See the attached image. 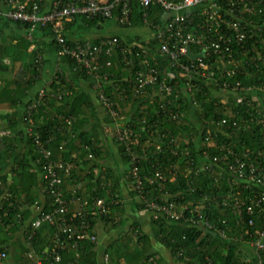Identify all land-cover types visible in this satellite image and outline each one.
Returning <instances> with one entry per match:
<instances>
[{"label": "trees", "instance_id": "1", "mask_svg": "<svg viewBox=\"0 0 264 264\" xmlns=\"http://www.w3.org/2000/svg\"><path fill=\"white\" fill-rule=\"evenodd\" d=\"M151 8L148 23L160 21L163 11L158 7ZM141 14V9L134 10L132 26L122 28L133 30L146 27L139 17ZM6 22L17 26L16 30L22 35L15 36L6 46L0 47V112L6 99L14 108L23 104V97L18 92L27 93V102L18 120L13 113L0 124L5 131L17 126L20 129V140L12 133H0V253L7 255L3 264H36L37 261L41 264H99L97 222L104 221L106 227L113 229L123 226L120 212L95 216V212H100L97 208L91 212V206L85 207L87 223L80 230L97 236L96 241H69L66 248L60 250L61 261L54 262L47 251L57 232L56 227L49 222L32 227V221L39 219L42 213L49 214L54 210V197L48 191L46 179L50 161L71 163L75 167L70 176H62L63 198L69 202L75 190L74 184L81 180L82 187H78L76 195L89 199V203L92 198H102L108 203L121 200L125 189L136 212L151 213L147 208L151 203L167 201L173 202L176 210L188 207L184 208L185 216L180 221L152 218L155 226L152 237L145 234L139 224H132L128 234L107 246L105 264H151L150 258L161 264L160 257L152 250V238L182 264L186 261L180 256L181 251L187 257L186 264H210V261L215 264H264V251H257L253 245L256 232L264 229V222L255 217V223L249 225L248 219L240 221L224 205L231 177L225 172L221 177L218 175L219 170L216 169L222 166L216 164L213 174L202 172L198 176L194 173L186 176L185 173L188 164L197 168L212 166L213 157L224 144L233 147L240 156L248 150L264 152V121L242 122L248 119L246 115L249 112L260 117L255 109L264 110V93L258 94L261 98L255 100L254 97L239 94L241 100L237 102L230 92L237 87V82L240 84L238 87L264 89V62L253 63L249 75L238 71L217 81L203 80L194 73L182 77L176 70V77L171 83L173 91L163 94L157 91L155 99L150 100L135 96L131 83L124 79H132L139 58H149L152 64L156 62L162 67L169 64L168 59L159 53L160 42L151 39L144 54L140 46L149 34L116 35L125 44L137 45L129 52L130 56H134L132 65H127L118 52L108 59L111 67L106 70L110 76L104 88L106 95L118 104L113 108L118 111V116L114 117L99 104L95 79L82 69H75L76 64L69 58H59L62 71L55 73L52 82L42 81L45 51L52 48L58 56L60 49L50 26L38 25L32 30L27 23ZM104 23L109 22L76 16L72 21L65 22L63 35L69 44L77 40L95 44L103 37L85 36ZM148 27L152 35L157 32L155 28ZM13 41L17 43L12 44ZM33 45L35 48L28 52ZM261 45L263 49L258 46V52L264 55V41ZM21 52L25 54L22 56ZM138 52L140 55L135 57ZM39 56L42 62L40 68L37 67ZM250 56L254 55L250 53ZM218 72L217 68L216 76ZM193 84L196 88L190 90L189 85ZM225 84L230 87L226 88ZM122 96L126 98L121 100ZM251 102L261 106L251 107ZM34 103L35 108L29 109ZM1 117L3 115L0 114ZM211 118H226L229 124L238 122L237 126L221 128L224 132L214 138L218 147L207 145L205 132L201 130H206ZM172 138L178 142L171 141ZM42 148L50 156L43 157ZM189 151L188 156L185 153ZM255 157L252 155V160L260 161ZM115 160L119 163L117 170L110 165ZM134 165H138L144 178L140 185L131 175ZM80 166H84L82 170ZM172 169L176 171L175 178L169 172ZM100 172H104L106 178H102ZM157 172L164 173V177H155ZM246 195H243L245 199ZM200 206L204 207L208 222L215 228L198 227L188 221L190 210ZM37 207L40 211L35 212ZM118 207L120 205L112 209ZM73 209L71 206L68 215ZM220 229L224 230L225 238L219 235Z\"/></svg>", "mask_w": 264, "mask_h": 264}, {"label": "built area", "instance_id": "2", "mask_svg": "<svg viewBox=\"0 0 264 264\" xmlns=\"http://www.w3.org/2000/svg\"><path fill=\"white\" fill-rule=\"evenodd\" d=\"M42 5L43 0H8L6 2L0 0V18L30 24L32 30L38 25L50 26L60 46L59 58H69L76 64L75 69H82L95 79L94 88L97 89L100 103L114 117L118 116V111L113 108L118 104L113 103L112 99L106 95L104 88V83L110 76L106 70L111 67L108 59L118 52L123 56V61L127 65L134 64V56H130L129 52L137 44L131 46L125 44L116 35L104 37L95 44L91 41L78 40L69 44L63 35L64 25L76 16H84L93 21L106 20L119 27H130L134 10H142L139 17L144 25L157 30L154 35L144 39V43L140 46L142 53H147L151 39H156L160 42L159 53L168 59L169 64L162 67L156 62L152 64L149 58H139L132 79H124V81L131 83L135 96L146 97L150 100L155 99L154 93L157 91L160 94L173 91L171 83L176 77V70H179L182 77L194 73L203 80L215 79L217 81L218 78L225 75L232 76L238 71H244L249 75L251 72L249 68L253 63L264 62V55L258 52V46L259 49H263L261 44L264 41V0H54L48 11H44ZM151 7H158L163 11L164 14L160 21L148 23ZM136 15L138 16V13ZM189 52L195 57L189 56ZM250 53L254 56H250ZM139 55L140 52L135 57ZM41 66L39 56L37 67ZM217 68L220 71L217 73L218 76H216ZM238 86L240 84L237 82V87L230 90L234 95L232 99L237 102L241 100L239 94L254 97L255 100L261 98L258 94L264 93V89ZM225 87L230 86L225 84ZM192 88H196V85H189V89L192 90ZM124 92L125 90L122 95ZM42 97L43 91L40 99ZM124 98L126 96L120 99ZM249 105L255 108L261 106L260 104L255 106L253 102ZM35 106L34 103L28 108L33 109ZM255 112L260 117H255L249 112L246 115L248 119H243L242 122L264 121V110L257 108ZM226 125L230 128L237 126L238 122L234 121L229 124L226 118L209 119L206 130L201 129L205 132L207 145L218 147L214 138L224 132L221 128ZM173 138L171 141L177 140ZM40 150L43 157L50 156L45 149ZM185 154L189 156L190 151ZM252 155L260 161L252 160ZM49 163L46 179L48 180V191L54 197V210L49 214L42 213L39 219L32 221V227H37L43 222H49L56 227L57 232L50 242L47 253L57 263L61 261L60 250L66 248L67 242L74 240L77 243L85 239L96 241L94 235L80 230L87 223L88 214L85 212V207L91 206L92 210L97 207L99 211L105 213L108 206L102 199L96 200L92 205L88 201L83 202L76 195L78 185L75 186L71 201H67L63 198L62 176L65 175V178L70 176L75 167L71 163L66 164L61 161L55 163L50 161ZM218 163L222 166L216 169L219 170L218 175L221 177L225 172L231 177L228 182L230 188L226 194L227 201L224 205L240 221L248 219L249 225L255 223V217L264 222V152L254 153L248 150L240 156L233 147L224 144L219 148V153L213 157L212 166L197 168L188 164L185 171L186 176L192 173L198 176L202 172L213 174V167ZM173 169L169 172L175 178L176 171ZM154 174L159 178L165 175L161 172ZM131 175L138 185L144 180L139 173L138 165L133 166ZM243 193L247 194L246 199ZM72 204H77L80 209L68 215ZM149 206L147 208L153 219L164 217L172 221H180L185 216L184 208L188 209L182 205V211L176 210L174 203L168 201L161 204L151 203ZM36 210L38 212L40 208L37 207ZM203 210V206L191 209L188 221L198 227L202 225L208 226L209 229L215 228L208 222V217ZM152 228L155 229V226L152 225ZM218 232L222 237H226L224 230L220 229ZM256 233L253 245L256 246L257 251L262 252L264 251V229ZM180 256L185 261L187 260L183 251L180 252ZM76 257L78 259L79 255L77 254ZM4 259H7V255L2 252L0 253V264H3ZM149 262L156 264L153 258H150ZM36 264H41V262L37 261ZM210 264L215 263L210 261Z\"/></svg>", "mask_w": 264, "mask_h": 264}, {"label": "crops", "instance_id": "3", "mask_svg": "<svg viewBox=\"0 0 264 264\" xmlns=\"http://www.w3.org/2000/svg\"><path fill=\"white\" fill-rule=\"evenodd\" d=\"M54 0H43V5L42 8L44 11H48L53 3ZM6 20H1L0 18V47H4L6 46L10 41H12V38H14L17 35H22L21 31L16 30L17 26L11 24H6ZM145 28V29H144ZM144 28H135L133 30H129L128 28H122L117 26L114 23H111V25L109 23H104L101 27H99L98 25L92 30L90 31V33L85 36V37H94V38H104V37H109V36H114V35H120V36H130V35H144L145 33L149 34L148 37H150L152 35V33L150 32V29L148 26L144 27ZM148 28V29H146ZM146 31V32H145ZM147 36V35H146ZM17 41H13L12 44H16ZM35 48V45L31 46L29 48L28 52H32V50ZM22 56L23 54H25L24 52H21ZM25 56V55H24ZM28 57V56H26ZM45 64L43 65V70L41 71L42 74V81L43 82H52L55 73L59 71L61 68L60 65V59L57 56V54L55 53V51L51 48L45 51ZM8 64L10 63V61H6ZM36 90V89H35ZM95 95H97L96 92H94ZM22 95L23 97V104L21 103V105L18 108H14L13 104L11 102H9L10 100L7 101V99L4 101V103L2 105L5 104V106L3 107V111L0 112L1 115H3V117L0 118V124L2 121L6 120L11 114L15 113V117L18 120L23 107H24V103L27 102V97L25 96L27 93L25 92H18V95ZM93 96V93L91 94ZM15 96V95H14ZM13 96V97H14ZM99 100V97H98ZM100 102V100H99ZM101 104V103H99ZM1 105V106H2ZM8 105H12V107L14 109H11L12 107H8ZM101 109L102 106H101ZM19 123H21L19 121ZM1 126V125H0ZM6 126V125H5ZM19 131L20 129L17 127L12 128L10 131H5L3 129L0 128V133H3L6 135L8 133H12L13 135H16L17 140H20V136H19ZM26 136V135H24ZM116 160L119 161L118 156L115 157ZM116 160L114 162H112L111 168L114 170H117V164ZM84 166H80L79 169L83 168ZM82 170V169H81ZM86 170V167H85ZM105 170V169H103ZM99 175L102 176V178H106V174L104 172H100ZM82 181L79 180L77 181L76 184H74V188L76 185L80 187H82ZM119 184H121V186L124 187V184L122 181H119ZM78 188V189H79ZM123 193L121 200H112L110 203H108L106 200L102 199V198H92L91 199V205L92 203H94L96 200H104V202L106 203V205L108 206V210L105 213H102L101 211L99 213H94L95 216L98 215H104L107 212H112V211H117L120 212L121 214V221L123 222V226L117 228V229H113V228H109L105 226V222L104 221H98L97 222V236L99 239V244H98V256H99V264H105V261L107 260V257L104 256V251L105 249H107L108 245L114 243L116 240H119L121 237H123L124 235L128 234L130 232V228L132 226V224H139V228H141L145 234L150 235L151 237L153 236V228H152V214L151 213H146L145 211H135L133 208V204L131 202V198H129V194L128 192L123 189ZM73 192V191H72ZM73 194V193H72ZM72 197V196H71ZM84 201H89V199H83V197L81 198ZM113 207H111V206ZM120 205V207H118V209H112L115 206ZM72 206L74 207L73 212H75L79 207L77 204H72ZM97 208V207H95ZM98 209V208H97ZM37 210L35 209V212ZM122 211V212H121ZM125 211V212H124ZM92 212V209H91ZM92 214V213H91ZM21 236V235H20ZM18 236V237H20ZM96 236V237H97ZM151 244H152V250L154 252L157 253V255L160 257V263L161 264H182L180 262H178L172 255V253L167 249L162 247L159 243H157L156 241L151 240ZM9 262H11V259H9Z\"/></svg>", "mask_w": 264, "mask_h": 264}, {"label": "clouds", "instance_id": "4", "mask_svg": "<svg viewBox=\"0 0 264 264\" xmlns=\"http://www.w3.org/2000/svg\"><path fill=\"white\" fill-rule=\"evenodd\" d=\"M153 235H154V231H153ZM185 256V255H184ZM186 257V256H185ZM187 258V257H186ZM185 261V260H184ZM186 262H187V260H186ZM186 262L184 263V264H186ZM187 264H192V263H187Z\"/></svg>", "mask_w": 264, "mask_h": 264}, {"label": "water", "instance_id": "5", "mask_svg": "<svg viewBox=\"0 0 264 264\" xmlns=\"http://www.w3.org/2000/svg\"><path fill=\"white\" fill-rule=\"evenodd\" d=\"M189 56H191V57H195V56H193V55L191 54V52H189Z\"/></svg>", "mask_w": 264, "mask_h": 264}, {"label": "rangeland", "instance_id": "6", "mask_svg": "<svg viewBox=\"0 0 264 264\" xmlns=\"http://www.w3.org/2000/svg\"><path fill=\"white\" fill-rule=\"evenodd\" d=\"M111 23H112V22H109L110 25H111ZM145 32H146V31H145ZM145 35H147V33H145ZM148 36H149V35H148ZM148 36H147V37H148Z\"/></svg>", "mask_w": 264, "mask_h": 264}]
</instances>
